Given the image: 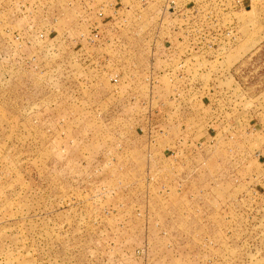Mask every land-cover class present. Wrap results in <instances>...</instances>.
I'll return each instance as SVG.
<instances>
[{"label":"rangeland","instance_id":"1","mask_svg":"<svg viewBox=\"0 0 264 264\" xmlns=\"http://www.w3.org/2000/svg\"><path fill=\"white\" fill-rule=\"evenodd\" d=\"M144 1L0 0V264H264V0Z\"/></svg>","mask_w":264,"mask_h":264},{"label":"built area","instance_id":"2","mask_svg":"<svg viewBox=\"0 0 264 264\" xmlns=\"http://www.w3.org/2000/svg\"><path fill=\"white\" fill-rule=\"evenodd\" d=\"M140 2L142 4L146 3V1L144 0H140ZM142 6V5H141ZM174 6V2L172 0H165V3L162 6V9L160 10V17H162L160 19V23L158 27V30L163 28V20L164 18H166V15H171L173 12L171 11L173 9ZM97 16L98 17H103V10H100L99 12H97ZM170 19V18H169ZM117 28V27H115ZM168 30H170L171 28H169L167 26ZM120 32L119 30H115L113 33H118ZM158 33V31H157ZM104 31H101L99 25H97V23H92L90 26L86 27L84 32H81L79 34V36L76 39L72 40V43H74L73 48H77V50H75L74 54L77 57V61L83 65L85 63H87L88 66H92V71L94 70H99L102 71L103 75H105L106 77H108L107 79L112 82L113 84L118 82V74L113 72V69L110 67L109 65V58L107 53L102 55V59H100V57H98L97 59H94L93 57H88L86 54H83L80 52V50H82L83 48L86 49H90L92 47L95 46H103L105 44L107 45H112V47L116 48L117 51H120V42L118 40H112L109 39L108 36L103 35ZM170 34V33H169ZM48 34L45 32H38L36 35V39L43 42L46 41V39L48 38ZM171 39H169V37H166V39L164 40V44H160L158 45L161 50H165L164 51V55L168 56L166 53H169V50L171 49L172 46V42H170ZM156 42V41H155ZM152 50L154 48H157L156 44H152ZM169 49V50H168ZM77 52H79V54H77ZM100 59V60H99ZM96 60V61H95ZM93 61H95L94 66H93ZM35 62V57H32L31 59L28 60L29 64H34ZM81 80H85L88 81L90 80V77H84L81 75L80 76Z\"/></svg>","mask_w":264,"mask_h":264}]
</instances>
